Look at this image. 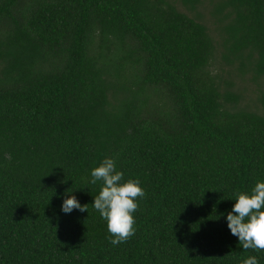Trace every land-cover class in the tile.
<instances>
[{"label": "trees", "instance_id": "1", "mask_svg": "<svg viewBox=\"0 0 264 264\" xmlns=\"http://www.w3.org/2000/svg\"><path fill=\"white\" fill-rule=\"evenodd\" d=\"M106 156L145 191L115 246ZM257 180L264 0H0V264H264L226 219Z\"/></svg>", "mask_w": 264, "mask_h": 264}, {"label": "clouds", "instance_id": "2", "mask_svg": "<svg viewBox=\"0 0 264 264\" xmlns=\"http://www.w3.org/2000/svg\"><path fill=\"white\" fill-rule=\"evenodd\" d=\"M98 181L101 182L100 190L94 196L93 207L107 221L110 243L113 246L125 243L136 233L134 213L145 191L138 179H124V173L117 170L112 157H104L91 169L90 183ZM71 193L66 190L62 210L65 213L73 209L87 211V204L81 205ZM233 197L235 203L226 216L232 235L238 237L245 251L264 250V180H257L250 190H235ZM241 264H258V260L250 255Z\"/></svg>", "mask_w": 264, "mask_h": 264}]
</instances>
